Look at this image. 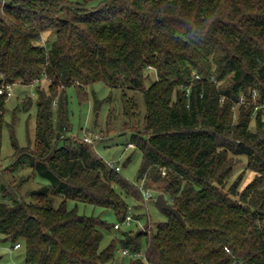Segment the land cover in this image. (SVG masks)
I'll return each instance as SVG.
<instances>
[{"label":"trees","instance_id":"16d2710c","mask_svg":"<svg viewBox=\"0 0 264 264\" xmlns=\"http://www.w3.org/2000/svg\"><path fill=\"white\" fill-rule=\"evenodd\" d=\"M39 79L47 83L35 88L34 141L15 144L0 169V241L22 242L25 264H264V0L2 3L0 85ZM100 80L143 93V127L129 141L141 154L133 181L69 133L65 88L83 99ZM241 95L247 104L234 120ZM243 157L254 175L240 188L242 171L233 174ZM23 165L30 173L17 186L48 181L29 199L4 178ZM139 182L157 183L182 221L157 202L166 220L148 234L67 207L90 203L120 221L125 196L141 201ZM105 231L114 235L101 247ZM117 245L144 255L117 262Z\"/></svg>","mask_w":264,"mask_h":264},{"label":"rangeland","instance_id":"374dc122","mask_svg":"<svg viewBox=\"0 0 264 264\" xmlns=\"http://www.w3.org/2000/svg\"><path fill=\"white\" fill-rule=\"evenodd\" d=\"M151 79H146L145 86L150 83ZM43 79L36 80L30 84L13 83L11 85L12 93L5 100L4 109V125L2 130V143L0 148V169H4L13 161V152L15 144L26 145L32 144L34 141L35 129V88L46 86ZM223 83H226L223 80ZM85 97L82 99L75 88L70 85L65 88L68 99L67 125L70 128L69 133L75 136H83L84 132L94 138V143L90 144L95 153L104 160H114L119 166V172L129 180H134L138 168L141 163L140 150L134 146H127L131 139V135L136 129L143 127V118L146 106L143 93L139 89H131L126 85L109 86L105 81L100 80L85 87ZM257 92V91H256ZM252 101L257 100L250 90ZM31 99V106L28 110L22 107L24 99ZM247 100L242 95L233 105V119L238 115L239 107ZM247 104V103H245ZM56 108V104H53ZM11 121L12 124L11 129ZM253 126V120L251 121ZM53 124H56V116L54 115ZM13 130L14 139L11 137ZM63 133V132H62ZM65 134V133H64ZM97 134V138L94 135ZM238 170L234 172V176L242 171V179L239 187L242 188L254 175V172L245 167L244 157L241 159ZM19 172H5L4 178L10 182V185H18L20 174L27 175L30 173L28 166H22ZM232 175V176H233ZM231 176V178H232ZM233 176V177H234ZM47 180L36 175L29 177L20 186H17V196H24L29 199L28 191L35 190L38 187L47 184ZM148 187L153 197L148 200L147 206L143 205L138 199L131 196H125L128 205V213L142 215L140 224L143 225L148 234L154 232L158 222L166 220V214L160 208V205L154 199L155 195L160 192L157 183H149ZM8 197V196H5ZM166 197V196H165ZM10 198V197H9ZM59 197L56 198L54 204H57ZM67 207H75L80 214H93L105 218L107 221L118 222L111 209H104L90 203L74 201L69 199ZM146 223V224H145ZM139 224L133 221L129 226L120 224V229L136 230ZM114 235V231H105L101 242V247L106 245L109 239ZM1 237V234H0ZM121 245H117L120 248ZM24 244L16 248L12 247L10 241H0V264H25L24 263ZM144 255V247L140 250V257ZM115 259L119 261H127L128 257L122 256L115 250ZM113 264V263H111Z\"/></svg>","mask_w":264,"mask_h":264},{"label":"built area","instance_id":"2783aa9c","mask_svg":"<svg viewBox=\"0 0 264 264\" xmlns=\"http://www.w3.org/2000/svg\"><path fill=\"white\" fill-rule=\"evenodd\" d=\"M2 7V2H0V8ZM43 40V39H42ZM13 83H2L0 85V93H6L7 96H9L11 93H12V89H11V85ZM253 96L255 97L256 96V92L253 91L252 92ZM97 134L94 135L95 138H97ZM83 139L87 142V143H90V144H93L94 143V138L88 134H86L84 132L83 134ZM127 146H134L133 143L131 142H128ZM107 163L111 166V167H114L115 170H119V166L117 164H115V161L114 160H109L107 161ZM164 169L161 170V174H164ZM138 187L140 188L141 190V194H142V198H141V202L143 205L147 206V203H148V200L153 197L151 192H150V189L149 187H144L143 186V183L142 182H139L138 184ZM155 199V198H154ZM167 200L171 203V200L167 198ZM140 220L141 218L140 217H136V216H133L129 213H127L122 220L120 221H116L114 223V228H117V227H120V224H125L127 226H129L133 221H135L137 224H139V228L138 229H141V230H149L148 228H145L144 227V224L141 225L140 224ZM146 224V223H145ZM20 244L19 243H15L12 247L16 248L18 247ZM117 251L122 255V256H137L140 254V251H130L127 247H120L117 249Z\"/></svg>","mask_w":264,"mask_h":264},{"label":"water","instance_id":"95a60500","mask_svg":"<svg viewBox=\"0 0 264 264\" xmlns=\"http://www.w3.org/2000/svg\"><path fill=\"white\" fill-rule=\"evenodd\" d=\"M11 0H0L2 3L10 2ZM68 7H72L70 4H67ZM155 200L166 210L172 212L179 220L182 221V217L178 210L167 200L163 192H158L155 195Z\"/></svg>","mask_w":264,"mask_h":264},{"label":"crops","instance_id":"0c3cea01","mask_svg":"<svg viewBox=\"0 0 264 264\" xmlns=\"http://www.w3.org/2000/svg\"><path fill=\"white\" fill-rule=\"evenodd\" d=\"M69 1H72V2L78 3V2H82V1H84V0H69Z\"/></svg>","mask_w":264,"mask_h":264}]
</instances>
